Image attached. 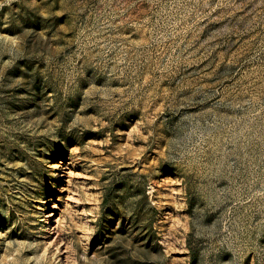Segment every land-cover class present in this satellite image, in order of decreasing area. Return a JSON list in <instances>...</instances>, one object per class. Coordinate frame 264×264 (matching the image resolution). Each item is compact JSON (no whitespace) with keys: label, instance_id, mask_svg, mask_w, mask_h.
<instances>
[{"label":"rangeland","instance_id":"rangeland-1","mask_svg":"<svg viewBox=\"0 0 264 264\" xmlns=\"http://www.w3.org/2000/svg\"><path fill=\"white\" fill-rule=\"evenodd\" d=\"M0 264H264V0H0Z\"/></svg>","mask_w":264,"mask_h":264}]
</instances>
